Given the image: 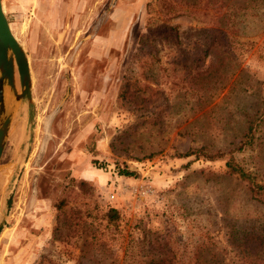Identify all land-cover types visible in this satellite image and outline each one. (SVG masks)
<instances>
[{"label":"rangeland","instance_id":"1","mask_svg":"<svg viewBox=\"0 0 264 264\" xmlns=\"http://www.w3.org/2000/svg\"><path fill=\"white\" fill-rule=\"evenodd\" d=\"M1 1L32 104L6 86L0 264H264V206L225 157L183 156L256 122L231 154L264 181V0Z\"/></svg>","mask_w":264,"mask_h":264},{"label":"trees","instance_id":"2","mask_svg":"<svg viewBox=\"0 0 264 264\" xmlns=\"http://www.w3.org/2000/svg\"><path fill=\"white\" fill-rule=\"evenodd\" d=\"M179 3L188 4L187 0H178ZM178 2L175 0H151L147 3V13L150 15L149 17L153 16V12L164 13L167 19H171L172 17L179 15L182 13ZM162 11V12H161ZM166 28L170 29L172 32L169 33V36H174L175 39H178V34H176V26L175 25H165ZM126 92V87H122L120 93L118 94V98L123 99ZM258 119H261V115L258 116ZM256 126V122H250L247 126L245 133L243 134V138L238 142V144L231 149L226 150H216L214 153L208 152L205 146L191 149L188 152H185L183 156L195 155L197 158L202 157L206 160H213L217 157H225V166H226V173L229 175H235L240 178L246 185L250 195L255 200L259 201L264 206V181L258 180L256 175L247 171L243 166H241L231 154L235 150L244 149L246 147L252 146L254 141V129ZM118 173L124 176H131L134 174L133 171L128 170L126 168H119ZM82 183V180L80 181ZM66 202L63 198H61L56 205L58 210L62 209L63 205ZM105 219L108 223H115L119 218V214L117 210L113 207H110L105 212ZM256 240L258 239L260 242H264V235L262 233L254 234L253 236ZM101 256V254L99 253ZM94 261H100V258H94ZM144 264H154V262H145Z\"/></svg>","mask_w":264,"mask_h":264},{"label":"water","instance_id":"3","mask_svg":"<svg viewBox=\"0 0 264 264\" xmlns=\"http://www.w3.org/2000/svg\"><path fill=\"white\" fill-rule=\"evenodd\" d=\"M16 73L19 91L15 84ZM31 85L25 52L11 31L0 0V157L14 109V103L10 109H7L5 88L9 86L15 100H24L30 106L32 104Z\"/></svg>","mask_w":264,"mask_h":264},{"label":"bare ground","instance_id":"4","mask_svg":"<svg viewBox=\"0 0 264 264\" xmlns=\"http://www.w3.org/2000/svg\"><path fill=\"white\" fill-rule=\"evenodd\" d=\"M10 105V104H9ZM13 105V104H12ZM10 108V107H9Z\"/></svg>","mask_w":264,"mask_h":264}]
</instances>
